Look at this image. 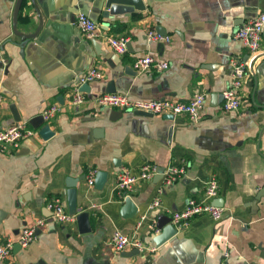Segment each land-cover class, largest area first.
I'll list each match as a JSON object with an SVG mask.
<instances>
[{
    "label": "crops",
    "instance_id": "obj_1",
    "mask_svg": "<svg viewBox=\"0 0 264 264\" xmlns=\"http://www.w3.org/2000/svg\"><path fill=\"white\" fill-rule=\"evenodd\" d=\"M16 2L0 0V93L5 99L0 127L18 123L14 113L30 123L54 104L65 108L45 123L53 132L50 139L40 136L42 127L35 128L38 135L18 151L0 153V245L46 217V204L56 197L67 211L89 213L91 231L81 234L78 221L61 225L49 218L34 244L16 249L1 264H264V197L255 202L264 188V34L263 52L241 91L240 110L227 114L221 108L230 60L249 55L235 33L264 14V0H144V12L123 19H105L103 0H23L18 32L40 29L25 47L14 32ZM82 12L105 36L128 37L127 53L118 56L106 45L107 56L98 55L92 40L75 26ZM151 30L165 33L169 42H149ZM147 55L168 62L169 69L137 74L135 61ZM93 68L103 78L90 84L92 98L106 94L113 81L116 94L142 101L187 102L203 92L200 120L130 112L113 119L114 110L94 118L88 106L69 109L76 79ZM147 163L186 165L187 170L165 190L158 210L150 206L161 176L139 183L131 194L137 212L129 217L116 196L118 174ZM91 170L106 176L99 189L88 186ZM212 178L219 181L221 220L196 217L153 253L115 251L111 240L116 231L131 236L139 230L144 243L152 245L162 233L159 220L166 223L189 199H200Z\"/></svg>",
    "mask_w": 264,
    "mask_h": 264
},
{
    "label": "built area",
    "instance_id": "obj_2",
    "mask_svg": "<svg viewBox=\"0 0 264 264\" xmlns=\"http://www.w3.org/2000/svg\"><path fill=\"white\" fill-rule=\"evenodd\" d=\"M76 28L90 40H100L118 56L125 55L128 51L129 39L126 36L111 37L105 36L100 25L88 14H78L75 22ZM264 34V14L245 23L235 33V38L244 48L249 51L247 61L242 58H232L230 60V78L225 90L221 94V108L224 113L230 114L238 112L242 106L241 91L246 76L253 69L262 54L261 43ZM149 42H169L170 38L162 36L156 30H151L147 34ZM170 67L166 61H161L151 55L137 59L133 69L137 74H163ZM102 72L98 68H93L86 74L78 76L70 92V98L66 107L71 110L80 111L85 107H90V115L98 118L105 110L120 112H144L152 114L154 117L186 116L191 122L200 120L201 112L205 105V93L197 92L189 101L179 100H134L125 94H103L97 97L82 91L84 85L101 80ZM4 97L0 93V110L4 104ZM65 106L54 104L44 110L41 115L45 123L51 120L64 110ZM38 135V131L29 122H18L8 128L0 127V153L6 154L11 150L18 151L22 143ZM159 167L153 164H145L138 170L122 169L118 174L115 187L116 196L119 201L124 202L131 198L136 186L141 182L152 180L161 176V186L150 206L151 210H158L162 206V196L165 190L176 184L186 173V165L178 166L170 164L159 172ZM97 172L91 170L87 174L88 186L95 185ZM219 195V181L212 178L205 184L204 195L200 199L191 198L183 211L171 212L170 219L172 226L177 231H183L189 226L192 219L199 216H210L215 221L222 219L224 208L214 204ZM48 215L35 221L32 226L25 227L17 239H8L6 243L0 245V264L7 260L11 253L18 249H27L38 240L40 230L46 225L49 218L58 224L68 225L76 223L77 214H70L64 207L60 197L52 198L46 204ZM144 219V218H143ZM141 227H138V229ZM159 231L156 232L158 234ZM111 244L117 253H124L127 250H138L143 252H156L158 247L153 243L147 245L140 237L139 230L131 236H127L121 231H116L112 237ZM228 254H224L227 258Z\"/></svg>",
    "mask_w": 264,
    "mask_h": 264
},
{
    "label": "water",
    "instance_id": "obj_3",
    "mask_svg": "<svg viewBox=\"0 0 264 264\" xmlns=\"http://www.w3.org/2000/svg\"><path fill=\"white\" fill-rule=\"evenodd\" d=\"M104 2V6H105V11L103 12V17L105 19H108L110 16L115 17L116 19H123L125 17H129L133 14H137L139 12H144L146 10V5L144 3V0H103ZM22 3L23 0H17L15 8H14V13H13V26H14V32L17 36H19L21 38V40L23 41L22 47H25L28 42H30L31 40L34 41L37 38V34L39 32L40 29H38L36 32L32 33V34H22L20 32H18L17 30V24H18V18H19V13L21 11L22 8ZM85 13V12H82ZM159 34H161L162 36H166L165 33H160L159 30H157ZM92 44L95 47V49L98 52V55L100 56H107V47H106V43L102 42L100 40H92ZM129 47V46H128ZM249 59V55L245 58V61H247ZM262 65L258 68V73L256 74V76L261 77L262 76ZM252 71H254V65H253V69ZM135 73V72H134ZM126 74H129L128 71H126ZM120 75H116V78H119ZM82 91L89 93L90 92V85H84L82 87ZM117 93V89L115 86V81L111 82L110 84H108L107 90H106V94H116ZM218 101V98H214V100ZM13 109V108H12ZM136 116H141V117H154L152 114H147L144 112H135L134 113ZM113 119L119 118L122 116V112H117V111H113ZM14 117L15 120L17 122H20L21 119L14 113ZM166 119L172 120L173 116H165ZM30 124L32 125L33 128H39L42 127L41 131H40V136L44 139V140H48L53 136V132L50 128L49 125H45V122L42 118V116H37L32 118V120H30ZM159 172L162 173L163 172V168L159 169ZM104 178H106L105 174L100 173L97 174L96 176V180H95V188L99 189L98 184H102ZM264 197V188L258 192V194L255 197V202H259L262 198ZM214 204H216L217 206H220V203H218V200H215ZM125 213H127L126 215L133 216L134 214H136L137 212V208L135 206V204L133 203L131 198H128L125 201ZM70 214H77V221L79 224V228H80V233L81 234H85V233H89L91 231V226H90V220H89V213L87 212H82V213H77V211H69ZM162 220V219H160ZM159 220V222L156 224L157 228L159 230L162 231V233L160 235H158L156 238H154V244L158 247L161 244H163L166 240H168L170 237L175 236L179 233V231H177L171 224V219L166 217V223H160L161 221ZM40 233V232H39ZM18 249V247H17ZM134 254H140V252L138 250H134L131 253H127V255H134ZM125 255V254H123Z\"/></svg>",
    "mask_w": 264,
    "mask_h": 264
},
{
    "label": "trees",
    "instance_id": "obj_4",
    "mask_svg": "<svg viewBox=\"0 0 264 264\" xmlns=\"http://www.w3.org/2000/svg\"><path fill=\"white\" fill-rule=\"evenodd\" d=\"M139 18V17H138Z\"/></svg>",
    "mask_w": 264,
    "mask_h": 264
}]
</instances>
